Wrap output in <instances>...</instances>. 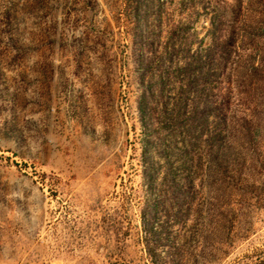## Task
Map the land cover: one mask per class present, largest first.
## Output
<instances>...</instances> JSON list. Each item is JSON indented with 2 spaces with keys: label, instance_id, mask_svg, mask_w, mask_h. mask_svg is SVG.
I'll use <instances>...</instances> for the list:
<instances>
[{
  "label": "rangeland",
  "instance_id": "374dc122",
  "mask_svg": "<svg viewBox=\"0 0 264 264\" xmlns=\"http://www.w3.org/2000/svg\"><path fill=\"white\" fill-rule=\"evenodd\" d=\"M155 2L0 0V264L264 258V0Z\"/></svg>",
  "mask_w": 264,
  "mask_h": 264
},
{
  "label": "trees",
  "instance_id": "16d2710c",
  "mask_svg": "<svg viewBox=\"0 0 264 264\" xmlns=\"http://www.w3.org/2000/svg\"><path fill=\"white\" fill-rule=\"evenodd\" d=\"M147 1V0H146ZM150 1L152 8H154L156 2L155 0H148ZM144 3V2H143ZM150 14H146L145 16H139V20H143L144 24L143 26L140 28V42H139V51L140 53H143L144 55H146L148 53V45H147V39L149 38V34H150V29H151V22H150ZM184 68H181L180 70H182ZM149 68L144 67L142 68V72L144 75L149 76ZM257 264H264V258H261L259 262H257Z\"/></svg>",
  "mask_w": 264,
  "mask_h": 264
}]
</instances>
